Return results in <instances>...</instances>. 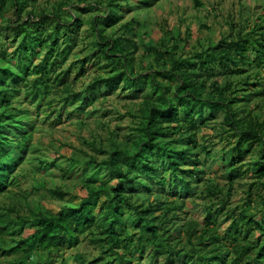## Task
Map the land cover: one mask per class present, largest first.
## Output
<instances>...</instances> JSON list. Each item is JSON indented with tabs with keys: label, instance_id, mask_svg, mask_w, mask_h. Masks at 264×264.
Returning <instances> with one entry per match:
<instances>
[{
	"label": "trees",
	"instance_id": "1",
	"mask_svg": "<svg viewBox=\"0 0 264 264\" xmlns=\"http://www.w3.org/2000/svg\"><path fill=\"white\" fill-rule=\"evenodd\" d=\"M135 1L0 0V197L9 198L0 204V264H264V17L184 52L183 37L144 42L139 11L157 0ZM91 64L96 72L79 85ZM116 92L138 100L128 133L111 131V145L94 138L88 160L68 167L58 156L41 161L24 186L29 128L42 112L61 119L63 109H93ZM218 135L229 154L217 161L230 169L223 185L205 178ZM53 167L83 180L73 191L48 187L63 202L40 206L30 197ZM246 172L255 180L236 203ZM187 200L198 216H186ZM86 237L96 256L67 253Z\"/></svg>",
	"mask_w": 264,
	"mask_h": 264
},
{
	"label": "rangeland",
	"instance_id": "2",
	"mask_svg": "<svg viewBox=\"0 0 264 264\" xmlns=\"http://www.w3.org/2000/svg\"><path fill=\"white\" fill-rule=\"evenodd\" d=\"M54 1L36 0L32 7L49 6ZM130 1L136 2L135 0ZM200 1L202 5L197 6L194 0H157L153 5L140 9L139 12L144 18V23L139 27V36L146 33L144 36L145 43H159L161 39L165 37L171 38L173 35L176 38L183 37L185 40L178 42L182 45L184 41L188 40V45L183 49L184 52H188L202 46L207 47L209 42L217 41L222 35H226L231 30L234 31V28L238 29L239 23L242 21L249 20L252 25L258 16L262 15L264 17V0ZM136 13L137 10L129 11L120 24L129 20ZM233 22L236 24L234 28L231 25ZM247 28L250 29L251 26L248 25ZM139 36L135 38L138 41V48H136L137 66H141V55L145 50V43ZM171 40L174 41L173 38ZM149 60L150 62L153 60V54L149 55ZM88 68V75L81 79L78 83L79 85H82L83 80L90 79V76L96 72L97 65L91 64ZM261 84L264 85V78H262ZM260 98V103L264 104V95ZM258 100L256 98L252 103H256ZM137 102V99H130L116 92L108 95L107 98L100 97L93 105V109H79L77 111L74 107L63 109L61 119L57 117L59 111L42 112L43 114L37 118L35 126L29 128L32 133L31 146L26 153V159L23 160L22 167L29 168L31 166L30 178L32 177V179L27 180L24 186L30 188L33 179L39 176L38 170L32 167L36 164L42 165L41 161L46 163V161H51L58 156L63 161L62 166L68 167L70 163L75 164L70 158H75L76 161L88 160L86 152L96 151V147L90 145V141L94 138L97 139L98 145L100 143L102 145H111L112 136L110 132L113 130L118 131L122 138L136 124L131 112L134 109H138L139 105ZM55 103L60 105L58 102ZM42 108L51 109V107L46 105H43ZM31 110L35 112L32 105ZM256 110L259 109L257 108ZM48 114L49 117H46ZM219 137L218 135L214 139L217 142L213 151L214 155L208 156L209 161L213 164L207 168L205 178H213L219 185H223L224 181L227 180L226 176L230 169L217 162L221 157V152H224L222 147L227 142V140H220ZM227 155H229L228 152H224V156ZM249 159L250 157L247 156L244 160L248 161ZM216 163H218V166H216ZM52 169L53 174L50 171H45L44 173L46 187L41 188L40 191L36 190L34 195L30 197L31 200L40 206L55 207L63 202L55 197L53 198L48 193V187L59 185L64 189L73 191L76 190L79 182L83 180L80 177L78 179L76 175L73 178L65 179L61 176L62 170L60 168L53 167ZM233 172L236 173L237 171L234 170ZM245 175L246 177L244 178H236L234 183V193L231 198L236 203H242L245 200L249 183L255 180V178L250 177L249 172H246ZM256 185L257 183L253 185L254 189L259 190ZM184 196L186 197L183 193L182 197L184 198ZM66 198L71 199L72 196L68 195ZM5 200H9V198L6 196L0 197V204ZM186 207L189 210L186 216L199 215L200 206L187 200ZM1 212L3 210L0 209ZM129 222L131 225L134 224L136 218L134 216L130 217ZM82 242L83 244L78 247L79 249L71 248L67 250V253L77 254L80 250L84 255L86 252L89 258L97 255L98 250L90 242V237L83 238ZM70 257L73 258V256Z\"/></svg>",
	"mask_w": 264,
	"mask_h": 264
}]
</instances>
